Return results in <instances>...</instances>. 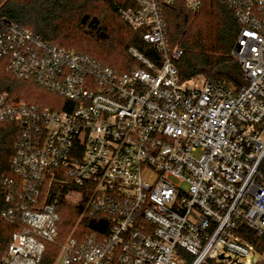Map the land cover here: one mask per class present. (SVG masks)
Wrapping results in <instances>:
<instances>
[{"label":"built area","instance_id":"obj_1","mask_svg":"<svg viewBox=\"0 0 264 264\" xmlns=\"http://www.w3.org/2000/svg\"><path fill=\"white\" fill-rule=\"evenodd\" d=\"M240 27L231 56L245 84L180 82L162 7L196 13L200 0H137L120 9L154 56L132 46L125 73L45 42L16 24L0 33V63L66 99L63 110L0 93V123H18L10 168L16 226L0 264H259L264 241V0H217ZM78 208L61 237L58 199ZM74 201L69 202L67 198ZM50 252V250H49Z\"/></svg>","mask_w":264,"mask_h":264},{"label":"trees","instance_id":"obj_2","mask_svg":"<svg viewBox=\"0 0 264 264\" xmlns=\"http://www.w3.org/2000/svg\"><path fill=\"white\" fill-rule=\"evenodd\" d=\"M137 0H0V33L8 24H16L33 36L64 49H74L103 66L125 73L136 64L127 53L132 46L146 57L154 56L152 48L120 18V9L130 8ZM201 8L194 15L183 3L162 7L168 46L180 50L175 62L180 82L202 77L241 88L245 82L240 65L231 51L240 27L232 12L217 0H200ZM87 17L85 23L83 18ZM0 93L12 101H24L42 109L63 110L70 103L44 89L32 80L16 78L0 63ZM22 128L18 123H0V182L16 181L10 162L14 143ZM7 187L0 185V213L12 207L5 202ZM79 211L68 204L64 195L56 207L60 239L70 232ZM15 225L0 220V261L6 254ZM251 243L264 253V241L249 235ZM37 264H51L57 248L49 247ZM50 250V252H49ZM263 264V263H260Z\"/></svg>","mask_w":264,"mask_h":264},{"label":"rangeland","instance_id":"obj_3","mask_svg":"<svg viewBox=\"0 0 264 264\" xmlns=\"http://www.w3.org/2000/svg\"><path fill=\"white\" fill-rule=\"evenodd\" d=\"M191 13H193L194 15L196 14V13H194V12H191ZM68 50H72V51H74V49H70V48H68ZM203 80H204V78L199 77V78H196V80L193 81V83L199 85L201 82H203ZM67 201L72 202V201H74V198L69 197V198H67ZM260 263H263V264H264V258H263V260H262ZM260 263H259V264H260Z\"/></svg>","mask_w":264,"mask_h":264},{"label":"water","instance_id":"obj_4","mask_svg":"<svg viewBox=\"0 0 264 264\" xmlns=\"http://www.w3.org/2000/svg\"><path fill=\"white\" fill-rule=\"evenodd\" d=\"M86 20H87V17H84L82 22L85 23Z\"/></svg>","mask_w":264,"mask_h":264}]
</instances>
